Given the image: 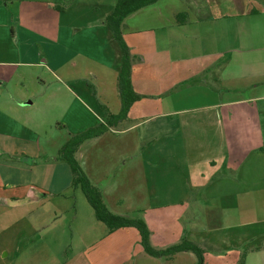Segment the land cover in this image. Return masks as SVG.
<instances>
[{
  "label": "crops",
  "instance_id": "obj_1",
  "mask_svg": "<svg viewBox=\"0 0 264 264\" xmlns=\"http://www.w3.org/2000/svg\"><path fill=\"white\" fill-rule=\"evenodd\" d=\"M115 2L0 0V264H196L147 254L134 227L109 232L57 155L105 119L99 102L120 109ZM121 31L142 96L78 144L79 165L153 247L264 264V0H155Z\"/></svg>",
  "mask_w": 264,
  "mask_h": 264
},
{
  "label": "trees",
  "instance_id": "obj_2",
  "mask_svg": "<svg viewBox=\"0 0 264 264\" xmlns=\"http://www.w3.org/2000/svg\"><path fill=\"white\" fill-rule=\"evenodd\" d=\"M153 1L155 0H116L113 8L105 15L104 22L110 29L112 37L116 40L120 49V65L116 77V85L121 104L120 109L117 112H112L105 104L99 102L100 106L105 109V119L81 131L72 133L60 146L57 155L59 158L64 159L70 167L72 186L81 189L86 200L93 208L96 219L103 222L109 232L121 227H134L140 235V244L147 254L154 257H170L179 251H191L196 256V264H204V249L199 245L189 240L181 239L175 244L157 249L150 243V230L143 219L114 214L108 210L102 199L101 192L89 181L74 155L76 147L83 140L99 135L125 119L132 103L142 96L132 86L131 54L129 46L122 35L121 25L124 15ZM181 15L185 16L186 14L184 12H178L176 14L177 17ZM90 85L93 93H95L94 86L92 84Z\"/></svg>",
  "mask_w": 264,
  "mask_h": 264
},
{
  "label": "rangeland",
  "instance_id": "obj_3",
  "mask_svg": "<svg viewBox=\"0 0 264 264\" xmlns=\"http://www.w3.org/2000/svg\"><path fill=\"white\" fill-rule=\"evenodd\" d=\"M67 1H68V0H67ZM56 86H57V84H54V85H53V88H55ZM59 88H61V87L59 86ZM61 90H63V89H61ZM97 123H99V122H97ZM97 123H96V124H97ZM94 125H95V124H94Z\"/></svg>",
  "mask_w": 264,
  "mask_h": 264
}]
</instances>
